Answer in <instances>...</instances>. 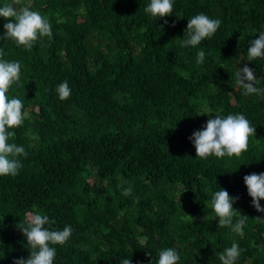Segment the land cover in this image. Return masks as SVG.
Instances as JSON below:
<instances>
[{
	"label": "trees",
	"instance_id": "16d2710c",
	"mask_svg": "<svg viewBox=\"0 0 264 264\" xmlns=\"http://www.w3.org/2000/svg\"><path fill=\"white\" fill-rule=\"evenodd\" d=\"M6 3L38 11L52 38L31 50L0 39L3 58L21 64L8 95L22 100L25 119L9 142L27 153L18 175L0 177V264L28 257L18 224L27 226L29 212L55 220L53 230L72 229L54 264H156L165 248L179 264H221L233 242L236 264H264V220L255 219L264 213L243 182L264 173V94L246 97L235 84L247 64L264 89V59L247 61L264 31V0H174L173 15L159 20L144 11L150 0ZM201 13L221 20L216 34L181 47L188 20ZM6 22L0 17V37ZM65 81L71 95L62 101ZM229 114L256 128L248 151L196 158L189 137ZM219 189L249 218L242 235L218 227L211 204Z\"/></svg>",
	"mask_w": 264,
	"mask_h": 264
},
{
	"label": "clouds",
	"instance_id": "9594fccd",
	"mask_svg": "<svg viewBox=\"0 0 264 264\" xmlns=\"http://www.w3.org/2000/svg\"><path fill=\"white\" fill-rule=\"evenodd\" d=\"M20 0H15L19 4ZM174 0H150L144 9L145 13L157 20L173 15ZM0 17L7 21L4 25V35L0 39L12 40L17 47L31 50L35 43L43 37L52 38V26L48 19L38 11L27 7L16 8L12 4L0 6ZM167 24V20H165ZM221 25V20L212 19L201 13L188 20L181 47L193 48L206 39H211ZM175 27V25H172ZM163 27V26H161ZM186 34V36H185ZM0 50V177L18 175L22 168L19 157L27 156L22 146L10 143L15 135L11 129L19 128L24 123V104L21 99L10 98L9 92L13 85L19 86L21 80V64L18 61H8ZM205 53L201 49L197 53V63L202 64ZM264 59V31L257 39L250 41L247 48V61ZM235 84L243 90L244 96L262 95L264 89L256 87L259 84L254 70L245 64L235 73ZM57 93L60 100H66L71 95L68 82L58 85ZM256 128L242 114H229L226 117L215 116L209 118L202 130L195 131L189 140L192 142L196 158L207 159L210 156L217 158L236 157L239 159L249 149L250 139L255 137ZM247 194L251 198L252 207L258 213H264L261 201L264 200V173H251L243 177ZM132 188H124L122 195L129 196ZM138 199V198H137ZM238 197L233 198L226 190L219 189L212 196V210L218 218V227H230L231 231L243 234L247 216L241 215L233 205ZM186 215V214H185ZM27 226L18 224V230L26 238L29 251L27 258L14 259L12 264H54L56 246L65 245L72 235L70 226L63 230H53L55 220L40 212L26 213ZM193 220L192 217L188 216ZM206 218V217H205ZM256 220H264L257 217ZM241 249L235 242L219 254L221 264H236ZM180 256L173 248H165L158 253L156 264H179ZM121 264H132V259H123Z\"/></svg>",
	"mask_w": 264,
	"mask_h": 264
}]
</instances>
